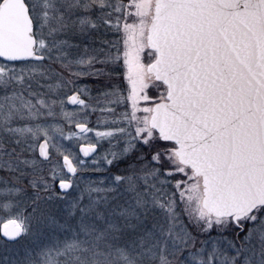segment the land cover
Segmentation results:
<instances>
[{
	"label": "snow or ice",
	"instance_id": "6c2138e0",
	"mask_svg": "<svg viewBox=\"0 0 264 264\" xmlns=\"http://www.w3.org/2000/svg\"><path fill=\"white\" fill-rule=\"evenodd\" d=\"M0 264H264V0H0Z\"/></svg>",
	"mask_w": 264,
	"mask_h": 264
}]
</instances>
